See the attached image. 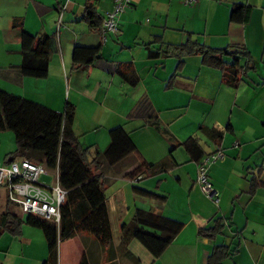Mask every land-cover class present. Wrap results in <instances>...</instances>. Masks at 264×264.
I'll return each instance as SVG.
<instances>
[{"label": "crops", "instance_id": "0c3cea01", "mask_svg": "<svg viewBox=\"0 0 264 264\" xmlns=\"http://www.w3.org/2000/svg\"><path fill=\"white\" fill-rule=\"evenodd\" d=\"M197 1L192 5L185 0H130L120 16L119 33L109 35L103 43L101 32L80 19L88 4L104 19L114 9L115 0H0V91L58 112L72 104L79 137L80 131L92 128L91 122L107 136L122 126L138 149L131 159L107 168L105 180L115 182L123 177L127 183L124 189L109 195L106 192L113 245L104 246L92 234L77 230L60 240L58 264H81L84 259L89 264H137L130 255L140 264H208L218 246L229 248L230 256L221 264H264V0ZM239 4L251 9L250 20L244 25L230 22L232 9ZM17 19L27 32L50 36L55 42L45 80L20 73V37L12 28ZM155 37L161 42L150 46V50L160 51L153 58L146 44ZM189 39L215 49L243 47L250 53L255 70L247 69L243 81L233 88L224 83L221 71L204 67L200 56L185 57L180 64V59L163 53V43L180 45ZM76 45H102V56L88 68L75 69ZM125 64L140 79L136 88L125 84L118 74ZM144 97L151 104L148 111L137 108ZM81 106L90 126L81 122ZM148 114L160 123L161 131L147 125ZM185 118L188 123L182 128L179 123ZM137 131L142 134L135 138ZM211 131L221 133L222 139H214ZM190 138L197 140L203 158L219 149L225 154L224 160L209 170L218 202L208 199L197 183L198 164L203 158L196 160L194 156L200 152L185 149L183 144ZM89 143L92 152H103L109 146L99 140ZM8 155L12 157L13 152ZM16 160L9 157L5 163ZM166 160L170 162L165 171L158 170L139 181L126 176L140 162L157 165ZM140 182L150 184V188L140 186ZM167 184L174 192L163 194ZM136 185L168 200L160 203L139 197L133 192ZM0 202L2 214L10 203L7 192L0 195ZM143 211L184 225L158 259L136 240L121 244L122 226ZM218 219L224 222V232L213 240L202 238L200 231L213 228ZM27 228L30 226H23L21 236L6 233L0 238L11 237L12 248L21 246L17 255L7 250L11 260L5 264H43L48 260L45 236L43 247L41 236ZM34 241L39 243V255L27 257L26 250L30 254L36 249Z\"/></svg>", "mask_w": 264, "mask_h": 264}, {"label": "trees", "instance_id": "16d2710c", "mask_svg": "<svg viewBox=\"0 0 264 264\" xmlns=\"http://www.w3.org/2000/svg\"><path fill=\"white\" fill-rule=\"evenodd\" d=\"M250 17L251 9L239 4L233 7L230 22L244 25L249 22ZM80 20L101 32L103 19L92 4L86 6ZM12 28L18 31L20 37L21 75L37 80L47 79L55 52L53 38L27 32L19 19L13 22ZM153 40L146 44V47L149 56L154 58L160 51H152L150 46L161 41L159 37ZM163 47L165 48L163 53L168 57L174 56L180 59V64L185 57L200 56L204 67L221 71L224 83L233 88H237L243 81L242 76L247 69L255 70L251 67L250 53L243 47L215 49L192 42L191 39L180 45L163 43ZM101 56L102 45H76L73 50L74 68H88ZM242 59H245L244 64ZM118 74L121 80L132 88H136L140 83L135 71L127 64L118 69ZM150 105L147 97H144L137 103V108L148 111ZM75 116L76 108L72 104H68L64 112H58L45 105L0 91V133L12 132L16 143V151L10 158L28 159L34 162L40 160L39 162L49 170L58 169L60 185L68 191L67 201L62 206V222L59 227L33 216L20 217L9 208L0 214V238L6 233L21 236L24 225L42 230L49 249V258L43 264H58L60 240L70 237L77 230L92 234L104 246L113 245V233L106 203L105 170L131 159L138 151L130 134L121 126L109 131L110 144L105 151L92 152V147H86L80 142V137L74 129ZM152 118V114H148L147 125H152L161 131L160 123ZM211 133L214 139L220 140L223 137L221 133L214 131ZM183 145L190 153L200 152L198 156H194L196 160L203 158L201 155L203 152L195 138L188 139ZM169 162L166 160L151 165L143 161L126 176L133 181H139L156 174L158 170L165 171ZM133 192L139 197L160 203L168 200L166 196L145 190L138 185L133 186ZM183 226L182 223L153 211L138 212L132 223L122 226L121 244L126 246L130 241L136 240L158 259L172 244ZM224 230L223 220L218 219L213 228L201 230L200 236L213 240ZM229 256L228 247H215L208 264H221ZM129 257L140 264L133 255ZM81 264H89V262L84 259Z\"/></svg>", "mask_w": 264, "mask_h": 264}, {"label": "built area", "instance_id": "2783aa9c", "mask_svg": "<svg viewBox=\"0 0 264 264\" xmlns=\"http://www.w3.org/2000/svg\"><path fill=\"white\" fill-rule=\"evenodd\" d=\"M187 4H196L197 0H185ZM130 6V0H115L114 9L107 12L101 26L102 42L106 43L109 35L119 33L121 14ZM225 158L219 149L206 156L198 164L197 183L204 195L218 202V194L209 179L212 165ZM53 176V184L41 181L43 177ZM0 187L7 191L8 201L18 206L25 216H33L55 224L62 222V206L66 203L68 191L59 182V171L49 170L40 162L28 159L3 163L0 161Z\"/></svg>", "mask_w": 264, "mask_h": 264}, {"label": "rangeland", "instance_id": "374dc122", "mask_svg": "<svg viewBox=\"0 0 264 264\" xmlns=\"http://www.w3.org/2000/svg\"><path fill=\"white\" fill-rule=\"evenodd\" d=\"M203 88L204 87L199 86V90H202L203 91ZM130 89H131V91H133L132 88H130ZM19 97H21V96H19ZM27 100H29V99H27ZM81 107H82V108H80L81 109L80 110V112H81L80 113V115H81V122L83 121V123H84L83 125L90 126V123L87 124L86 123V120L84 119L85 116H86V110L83 108L84 106H81ZM111 108L113 109L114 107H111ZM187 123H188V120L185 118V120H183L181 123H179V126H182V128H184V126ZM91 126H92V128L91 127H88V128H91V129H87L88 131H85L86 129L83 130V131H80L81 132V133H79L80 136H81L80 137V141L83 140L82 141L83 144H86L85 142L87 141L88 142L87 143L88 145L87 144L85 145L87 147L90 144L89 143L90 140L93 141V142H95L96 140H99L101 144L108 143V145H109V143H110L109 136H107V134L104 135V133L100 131V128L99 127L94 128V123H92V122H91ZM136 134L137 135L135 136V138L136 137H139L142 134V132H139L138 133V131H137ZM107 140H109V142ZM104 150H106V149H103V151ZM15 151H16V143H15L14 134L12 132H3V133H0V161H2L3 163H5V161H7L9 157H11V155H8L9 152H13V154H14ZM17 161H21V159L18 158ZM39 161L40 160H38V162ZM108 171H109L108 169L105 170V175L108 173ZM107 176H110V174L107 175ZM122 179H123V177H120L115 182L113 180H109V179L105 181V187L107 188L106 192H107L108 195L112 191L117 190L120 187H122V189H124L123 188L124 187L123 185H126L127 183H126V179H125V183H123L124 181ZM147 180H149V178L145 179L144 181H147ZM41 181L44 182V183H47V184H53V176L50 175V176H47V177H43L41 179ZM113 182H114V184H112ZM140 186H142L144 188H147V189L150 188L149 187L150 184L149 185H145L144 182H140ZM151 186H152V184H151ZM128 189L129 188H127V190ZM6 192L7 191H6L5 188L0 187V195H2V194L4 195ZM171 192H174V191L172 189H168V184H167V189L165 190V193H163V194H168V193H171ZM169 199H170V197H169ZM0 204H3V203L0 202ZM8 208L14 214H17V215H19L20 217H23V218H27V216H25V215H23V213H21V210H20V208L18 206L9 203L8 204ZM27 229H29V231H33V232L36 231L37 235L39 234L41 236V241L43 239V244H42L43 247L46 246V244L44 243V234H43L42 230H39V229H36V228L34 229V228H31V227L30 228H27ZM9 239L12 240L11 237L5 236L2 239V241H0V262L2 261V264H5L6 263V260H7V263H8V260L9 261L11 260V258H7V256H6V255H10V253H7V250L9 248L12 249L13 255H17L18 253H21V246H18V248L16 246H13V248H12V243L10 241H8ZM34 244H35L34 246L36 247V249L35 250L34 249L33 250H30V254L26 250L27 257H29V256H31L33 254H35L37 256L39 255V249H38V246H37V245H39L38 241L37 242L34 241Z\"/></svg>", "mask_w": 264, "mask_h": 264}, {"label": "clouds", "instance_id": "9594fccd", "mask_svg": "<svg viewBox=\"0 0 264 264\" xmlns=\"http://www.w3.org/2000/svg\"><path fill=\"white\" fill-rule=\"evenodd\" d=\"M203 159H204V158H203ZM203 159H202V160H203ZM202 160H201V161H202Z\"/></svg>", "mask_w": 264, "mask_h": 264}]
</instances>
